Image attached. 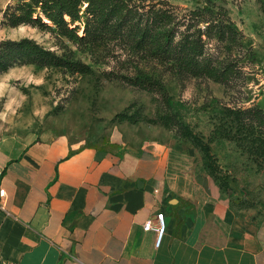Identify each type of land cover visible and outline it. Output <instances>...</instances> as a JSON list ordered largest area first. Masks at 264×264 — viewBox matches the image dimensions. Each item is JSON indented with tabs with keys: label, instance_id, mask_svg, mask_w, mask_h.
<instances>
[{
	"label": "rangeland",
	"instance_id": "1",
	"mask_svg": "<svg viewBox=\"0 0 264 264\" xmlns=\"http://www.w3.org/2000/svg\"><path fill=\"white\" fill-rule=\"evenodd\" d=\"M26 1L0 0V42L31 38L86 63L92 72L15 61L0 73L2 129L66 134L71 142L88 145L119 134L130 141L154 137L189 153L191 165L203 166V153L184 135L186 127L210 148L220 188L231 206L242 214H264V0H131L139 11L154 5L167 8L178 33L189 25L200 26L206 32L204 58L215 67L214 75L164 70L124 38L107 39L91 51L60 35L53 25H14L12 19L22 13ZM202 7L207 11L196 14ZM203 19L212 21L209 29ZM78 33H83V25ZM138 69L163 81L172 102L170 127L147 120L165 105L161 93L124 78ZM123 112L146 119L119 118ZM241 114L239 122L236 115Z\"/></svg>",
	"mask_w": 264,
	"mask_h": 264
},
{
	"label": "crops",
	"instance_id": "2",
	"mask_svg": "<svg viewBox=\"0 0 264 264\" xmlns=\"http://www.w3.org/2000/svg\"><path fill=\"white\" fill-rule=\"evenodd\" d=\"M190 160L154 137L0 127V264H264V214L238 213ZM159 211L165 232L144 230Z\"/></svg>",
	"mask_w": 264,
	"mask_h": 264
},
{
	"label": "trees",
	"instance_id": "3",
	"mask_svg": "<svg viewBox=\"0 0 264 264\" xmlns=\"http://www.w3.org/2000/svg\"><path fill=\"white\" fill-rule=\"evenodd\" d=\"M207 9L202 7L196 14H202ZM203 21L207 22L205 28L209 29L212 21ZM12 22L14 25L22 22H38L47 27L53 25L60 35L78 40L89 46L91 51L105 44L107 39L124 38L147 59L171 72L214 75L213 72L216 71L204 58L203 35L206 32L198 25L194 29L193 25H189L178 33L174 15L167 8L156 5L149 10L139 11L133 7L131 0H29L23 4L22 13L15 16ZM81 25L83 33L79 34ZM15 61L41 66H64L82 73L92 72V68L86 63L59 55L27 37L0 42V73L6 71ZM124 78L131 85L151 93H161L164 109L159 110L155 118L147 120L159 121L170 127L174 117L168 110L172 102L163 81L143 69H138L133 75H126ZM242 115H236L239 122L243 119ZM118 116L132 122L146 119L144 116L139 117L141 115L138 113L126 115L123 112ZM184 135L201 149L206 172L223 188L218 181L217 167L208 145L186 127Z\"/></svg>",
	"mask_w": 264,
	"mask_h": 264
},
{
	"label": "built area",
	"instance_id": "4",
	"mask_svg": "<svg viewBox=\"0 0 264 264\" xmlns=\"http://www.w3.org/2000/svg\"><path fill=\"white\" fill-rule=\"evenodd\" d=\"M5 193V189L0 188V196H3ZM0 206H3V203L0 202ZM156 223H154L151 219H148L144 222L143 228L146 231L155 230L159 235H162L166 229V221H165V213L164 211H159L156 214Z\"/></svg>",
	"mask_w": 264,
	"mask_h": 264
}]
</instances>
